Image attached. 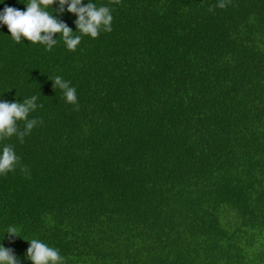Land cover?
I'll list each match as a JSON object with an SVG mask.
<instances>
[{
  "label": "trees",
  "instance_id": "obj_1",
  "mask_svg": "<svg viewBox=\"0 0 264 264\" xmlns=\"http://www.w3.org/2000/svg\"><path fill=\"white\" fill-rule=\"evenodd\" d=\"M91 2L113 16L95 39L59 0L44 9L75 51L0 22V102L35 95L42 121L0 139L19 157L0 174V246L19 264L32 239L60 264H264V0Z\"/></svg>",
  "mask_w": 264,
  "mask_h": 264
},
{
  "label": "clouds",
  "instance_id": "obj_2",
  "mask_svg": "<svg viewBox=\"0 0 264 264\" xmlns=\"http://www.w3.org/2000/svg\"><path fill=\"white\" fill-rule=\"evenodd\" d=\"M230 0H218V3L209 7V11H214L216 7L225 8ZM57 3V0H29L26 11H21L13 7H5L0 14V22L7 25L12 38L19 43L21 38H25L32 43L47 45L51 50L56 43L54 37L56 34H62L67 48L75 51L81 42V36H73L72 29L64 22L58 20L54 15L45 11ZM59 12L67 11L75 14L78 18L75 21L77 31L86 36L97 38L101 29L111 32L113 16L107 6H99L89 0L85 6L83 0H59ZM76 31V32H77ZM53 81V87H59L63 90L64 97L69 104H77L76 89L70 86V82L63 80L60 76L49 78ZM38 97L33 95L23 102H0V139L10 138L16 135L20 142L23 143L24 137L29 135L34 127L42 121L38 119H29L30 112L37 108ZM43 105H40L42 107ZM18 121L24 122L23 129L18 128ZM19 163V157L16 155L11 145H5L0 154V174H7L14 170ZM22 172L28 173L24 165H20ZM16 228L9 227L8 234L16 235ZM28 241V240H27ZM30 247L27 249V258L33 264H60L62 258L57 249L37 239L29 241ZM0 264H19L17 257L9 248L0 246Z\"/></svg>",
  "mask_w": 264,
  "mask_h": 264
}]
</instances>
